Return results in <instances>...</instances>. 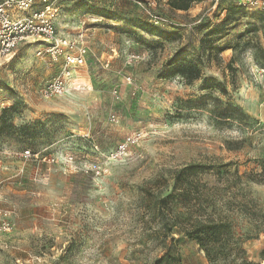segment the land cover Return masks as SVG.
Here are the masks:
<instances>
[{
  "label": "rangeland",
  "instance_id": "rangeland-1",
  "mask_svg": "<svg viewBox=\"0 0 264 264\" xmlns=\"http://www.w3.org/2000/svg\"><path fill=\"white\" fill-rule=\"evenodd\" d=\"M148 1L55 2L58 33L90 47L61 96L41 92L64 72L63 58L37 54L41 42L0 54V210L11 222L0 264H155L169 247L182 264H210L174 224L213 206L244 256L264 264V184L246 177L264 159V12L227 8L235 0H201L188 11ZM151 10L167 23L156 25ZM131 53L140 58L128 64ZM175 64L197 66L200 77L168 75ZM134 130L140 142L108 160ZM25 149L57 162H25ZM70 153L78 169L65 173ZM87 164L95 170L83 171ZM191 164L206 184L199 203L193 175L174 191Z\"/></svg>",
  "mask_w": 264,
  "mask_h": 264
},
{
  "label": "built area",
  "instance_id": "built-area-1",
  "mask_svg": "<svg viewBox=\"0 0 264 264\" xmlns=\"http://www.w3.org/2000/svg\"><path fill=\"white\" fill-rule=\"evenodd\" d=\"M58 0H0V54L10 56L16 47L24 40L34 38L41 42L37 48V54L46 56L50 60L63 58V73L56 76L44 84L41 92L47 97L63 95L69 87L70 70L75 66L85 64L86 55L89 47L84 41L78 42L71 40L58 33L56 28L57 9L55 2ZM219 1V0H216ZM238 5L246 7H255L264 11V0H235ZM43 7H38V3ZM156 5V0L148 1V6ZM150 18L156 25H165L167 19L156 12H149ZM140 58L139 55L131 53L127 57V63L131 64ZM110 119L116 121L117 118L111 114ZM142 130H134L124 137L116 149L112 150L105 157L108 160L122 158L128 154L129 148L136 145L143 138ZM97 147V146H96ZM21 158L27 162L31 159H39L41 162L56 163L52 157L39 156L38 152L31 149H25L21 153ZM77 156L75 154H66L62 161L63 172L68 173L76 171ZM98 168V165H95ZM23 170V168H22ZM94 171V166L86 165V173ZM43 174V173H42ZM44 175V174H43ZM8 212L0 210V234L11 230V222L8 218Z\"/></svg>",
  "mask_w": 264,
  "mask_h": 264
},
{
  "label": "trees",
  "instance_id": "trees-1",
  "mask_svg": "<svg viewBox=\"0 0 264 264\" xmlns=\"http://www.w3.org/2000/svg\"><path fill=\"white\" fill-rule=\"evenodd\" d=\"M201 0H167L168 4L177 11H188L196 3ZM220 2H225V0H219ZM236 7H246L238 5L232 1L230 6ZM259 10V9H258ZM232 11V9L229 10ZM262 11V10H260ZM264 12V11H262ZM216 30V27L212 28L207 35L213 33ZM261 53L264 57V51L261 50ZM168 75L181 74L185 76L188 82H191L200 77V69L193 64H175L170 66L167 71ZM210 83L213 80H209ZM228 109L236 108L232 105H228ZM259 170L256 172H250L246 174V177L251 181L256 183L264 184V159L259 162ZM201 167L200 164H191L185 166L177 172L176 183L174 185V191L178 190L179 184L183 180H187L189 176L193 175L191 183L196 187L195 199L200 202L201 199V187L206 186L205 183L201 182L200 179L195 178L198 168ZM237 179H241V175L236 172ZM174 194L171 193L165 198H162L161 202H167L169 199H172ZM179 228V233H183L185 236L193 240L204 252L210 264H260L253 262L247 259L245 255V250L237 245V241L234 238L231 228V221L226 215L222 212L216 211V207L213 206V209L209 212L200 214V211L197 208V214L194 218H191L188 224L183 222L174 224ZM235 252V253H234ZM238 255L241 260L238 262L235 261V256ZM233 256V260L230 261V257ZM155 264H182L181 256L179 253H173L170 247L167 250V253L164 256H161L156 259Z\"/></svg>",
  "mask_w": 264,
  "mask_h": 264
},
{
  "label": "crops",
  "instance_id": "crops-1",
  "mask_svg": "<svg viewBox=\"0 0 264 264\" xmlns=\"http://www.w3.org/2000/svg\"><path fill=\"white\" fill-rule=\"evenodd\" d=\"M84 41H85V40H84ZM85 42H86V41H85ZM86 43H88V42H86ZM88 47H89V46H88ZM89 50H90V47H89ZM89 50H88V51H89ZM88 54H89V53H88ZM88 54H87V55H88ZM6 162H7V161H5L4 159H0V167H1L2 165H4ZM17 173H19V172H17ZM16 175H17V174H16ZM2 181H3V180L0 181V184L2 183Z\"/></svg>",
  "mask_w": 264,
  "mask_h": 264
}]
</instances>
